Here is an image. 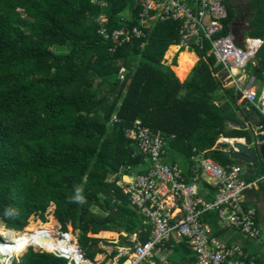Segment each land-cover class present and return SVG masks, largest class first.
<instances>
[{
  "label": "trees",
  "instance_id": "obj_1",
  "mask_svg": "<svg viewBox=\"0 0 264 264\" xmlns=\"http://www.w3.org/2000/svg\"><path fill=\"white\" fill-rule=\"evenodd\" d=\"M106 3L0 0V223L15 231L37 219L31 224L58 229L61 224L65 232L71 225L89 258L107 255L103 264L117 253L106 246L117 244L89 234L125 233L120 245L131 244L135 233L142 242L151 235V227L117 185L130 174L128 167L145 172L147 166L127 130L141 120L167 135L166 150L172 155L194 163L204 153L226 166L236 161L213 149L217 140L245 138L250 143V130L227 126L241 122L238 112L249 119L256 111L250 105L245 113L247 102L237 105L235 89L215 76L222 66L207 55V40L193 45L200 59L189 75L179 65L174 68L181 80L164 63L169 47L179 41L178 22L157 23L146 39L112 50L114 42L100 35L97 19L106 15L111 31L135 26L138 10L134 0ZM242 3L241 10L238 0H224L228 16L223 34L264 41V0ZM257 58L260 64L252 73L264 83V43ZM219 93L227 98L220 106ZM202 219L219 235L216 211ZM172 250L184 264L195 263L187 243ZM14 264L67 261L31 247Z\"/></svg>",
  "mask_w": 264,
  "mask_h": 264
},
{
  "label": "built area",
  "instance_id": "obj_2",
  "mask_svg": "<svg viewBox=\"0 0 264 264\" xmlns=\"http://www.w3.org/2000/svg\"><path fill=\"white\" fill-rule=\"evenodd\" d=\"M91 1L95 5L107 6L106 0ZM134 1L138 10V25L111 31L105 26L109 23L106 15L102 14L97 19L100 35L114 42L112 50L133 39H146L147 32L157 23L178 22L181 25L174 57L183 50L192 49L194 44L207 40L211 44L207 55L213 56L216 65L222 66V70L215 73V76L220 79L225 77V80L234 84L243 101L264 116V85L257 88L256 77L247 72L250 64L255 65L252 59L257 57L264 41L260 38H245L238 43L232 32L223 34L224 20L228 16L224 0ZM144 46L145 42L142 43V47ZM120 79H125V72L120 75ZM126 134L145 156L147 169L145 172H137L128 167L130 174L123 175L117 185L129 198L130 207L137 210L142 215L144 224L151 227V235L146 242H142L138 233L133 234L130 237L131 244L115 247L117 253L109 264H157V251L172 239L188 244L196 257L194 264H258L257 258L246 247L222 240L213 227L203 221L202 216L208 211H216L220 229H233L251 242L260 240L263 234L258 211L247 203L246 194L264 181V174L248 180L240 164L222 166L212 158L203 157L190 180L179 164L164 162L167 135L154 132L144 126L141 120H137ZM229 143L227 138H223L220 144ZM257 144L260 145L258 142ZM203 183L215 189L212 201H207L201 194ZM38 220L40 219L33 222ZM0 227L3 230L0 232V245L5 246L0 248V264L19 262L31 247L36 252L63 258L67 264H103L98 259L99 255L94 259L89 258L73 232L63 231L61 224L58 236L60 245L49 247L29 242L19 251L7 245L16 243L12 234H20L27 227L23 231L6 229L3 225ZM39 236L50 238L48 233H41ZM51 248L54 249L50 250Z\"/></svg>",
  "mask_w": 264,
  "mask_h": 264
},
{
  "label": "crops",
  "instance_id": "obj_3",
  "mask_svg": "<svg viewBox=\"0 0 264 264\" xmlns=\"http://www.w3.org/2000/svg\"><path fill=\"white\" fill-rule=\"evenodd\" d=\"M241 42H243V39H241V41H238V43H241ZM173 46H176V44L175 45H171L169 47L168 51L166 52L165 58H164V63L169 65L171 67V69L175 72V74H177L176 71L174 70V68L178 66V61L180 59L179 56H180V54L182 52H184V50L181 51V53L177 57H174V53H175V51H174L172 53V55L170 56L171 59H170V57L167 58V53L169 52L170 48L173 47ZM185 51H187V50H185ZM193 55L197 59V61L195 63V65H196L200 58H199L198 55H196V52L193 53ZM174 60H176L177 65H174ZM195 65L192 67V69L195 67ZM253 67H255V65L250 64L248 66V68H247V72L250 75H254L252 73V68ZM191 70H188L183 75H185L188 72L190 73ZM189 73H188V75H189ZM183 75L179 76L177 74L176 76L179 78V77H182ZM224 78L225 77H222V81H223L224 87L235 89V92L238 95L237 99L240 102V103L238 102L239 106H241V104H245L244 102H246V101H243V99L241 97V93L238 91V89L235 87V85L230 83L229 81L225 80ZM182 81H184V80H182ZM263 85H264L263 82H260V81L257 80V83H256V87L257 88H260ZM219 97H221V99L216 101V104L218 106L224 104L226 102L225 100H227V98H222L223 97L222 93H219ZM250 107L251 106L247 104L246 109H244V112L248 113L250 111ZM238 118H239V120L241 122H244L245 126L236 127L235 125L232 124L233 122H230V123H228V126H227L229 130H231V129H236V130L246 129V130H250V131L252 130L253 126L255 125V122H253V123L250 122V120L246 118L245 114H243L241 112H238ZM240 123H238V124H240ZM222 139H223V137H221V138H219L217 140V143L215 144L213 149L214 150H218V151H222L224 153L225 150H222V149L225 148V145H227V144H220ZM227 139H229V138H227ZM232 139H235V141H240V142H244V140H245V138H232ZM203 154L204 153H202V155H200V156L194 157L192 159V161L194 163H191L190 161H188L186 159H183V158H182V161L180 160V162H178V160H177L178 156L174 155V154L172 155V153H170V152H168V150H166L165 155H164V162L165 163H177V164H179V166H180L182 172L184 173V175L186 176V178L191 180L194 177L193 176L194 173H196V171H197L196 168L198 166L200 158L204 157ZM226 158L231 159L230 157H226ZM231 160H233V159H231ZM234 161H236V163H234V164H240L238 160H234ZM261 163L264 165V162H261ZM249 165H250V168H247L246 170L243 169L245 171V177L248 180H253V179H256V178L262 176V174H260V171L257 169L258 168L257 165L251 164V163H249ZM262 168H264V167H262ZM146 169H147V167H146ZM201 194L206 198L207 201H212L214 199L215 189H213V187L209 186L208 184L203 183V184H201ZM246 201H247L248 204L253 205L254 207H256V209L258 211L259 225H260V228H261L262 234H263L262 237L260 238V240L255 241V242L248 241L247 239L244 238V236L240 232H237V231H235L233 229H223L222 230V229L219 228L217 230V232L219 234L218 236L222 240H224L226 242L239 243V244L243 245L244 247H246V249L254 257L257 258L258 264H264V181L260 182L259 185L254 190H252V191H250V192H248L246 194ZM119 234L120 233H118L117 240L115 242V244H117V246L120 245V244H118L120 236L121 235L125 236V233H121L120 235ZM238 234L242 235L243 241H245L244 243L240 242V240L237 237ZM97 236H102V235L98 234ZM107 238H109V237H107ZM182 242H184V241L179 240V239H172L169 243L166 244V246H164L160 250H158L157 254H156L157 255L156 256L157 264H184V259H181L179 257V254H175L173 252V250H172L174 245H180ZM251 244H253L252 245L253 249L250 248ZM100 255H105V260H106V258H107L106 254H99V256ZM110 262H111V258L107 259L106 264H109Z\"/></svg>",
  "mask_w": 264,
  "mask_h": 264
},
{
  "label": "bare ground",
  "instance_id": "obj_4",
  "mask_svg": "<svg viewBox=\"0 0 264 264\" xmlns=\"http://www.w3.org/2000/svg\"><path fill=\"white\" fill-rule=\"evenodd\" d=\"M177 48L175 46L171 47L167 58H169L174 51H176ZM197 59L193 55V53H188L187 51L183 52L182 57L178 61V65L181 71H188L191 70L192 67L195 65ZM29 227L32 229L31 232H21L20 234H12V236L16 239L15 244L9 243L7 247L9 248H16L18 251L22 249V247L26 246L29 242H34L37 244H40L42 246H49V247H55V245H60L58 242V236H59V229L56 227H46L41 222L36 223L35 225ZM25 231V230H24ZM0 232H3L2 228L0 227ZM41 233H48L50 238H44L43 236L40 237L39 234ZM98 235V234H96ZM99 235H103L104 237H109L115 239L118 236V233L105 231L101 232ZM70 238H73V235H70ZM5 246H1L0 248L3 249ZM54 248H51L52 250Z\"/></svg>",
  "mask_w": 264,
  "mask_h": 264
},
{
  "label": "water",
  "instance_id": "obj_5",
  "mask_svg": "<svg viewBox=\"0 0 264 264\" xmlns=\"http://www.w3.org/2000/svg\"><path fill=\"white\" fill-rule=\"evenodd\" d=\"M256 67L259 66L260 61L257 57L252 59ZM259 71V70H258ZM250 122H255L252 128L253 139L249 143L234 141V145L229 143L225 146L224 157H230L233 160L244 161L251 164L264 162V116L258 111H252L249 118ZM236 127L245 126L244 124L232 123ZM256 133V134H255ZM260 143L259 144H257Z\"/></svg>",
  "mask_w": 264,
  "mask_h": 264
},
{
  "label": "rangeland",
  "instance_id": "obj_6",
  "mask_svg": "<svg viewBox=\"0 0 264 264\" xmlns=\"http://www.w3.org/2000/svg\"><path fill=\"white\" fill-rule=\"evenodd\" d=\"M237 1V0H236ZM242 1H244V0H238V6L240 5V4H242V5H245V3H242ZM239 8L242 10V9H244V8H241L240 6H239ZM247 19V13L246 12H244V17H243V22L245 21ZM244 26H245V22H244ZM241 39H242V37L240 36L239 37V39H238V41H241ZM185 52V51H184ZM187 52L188 53H195V51H193V50H191V49H189V50H187ZM168 54V53H167ZM196 55H197V53H196ZM182 56V53L180 54V57ZM170 59H171V57H170ZM180 79V78H179ZM181 80V79H180ZM185 80V79H184ZM238 96V95H237ZM238 102H239V100L237 99V102H236V104H238ZM240 103V102H239ZM239 105V104H238ZM242 105V104H241ZM242 106H244V105H242ZM241 107V106H240ZM240 124H244V122H241ZM245 125V124H244ZM178 156V158H177V160H178V162H180V160L182 161V156L181 155H177ZM239 163L242 165V167H243V169L244 170H246L247 168H250V165H249V163L248 162H244V161H239ZM258 170L260 171V174H262L263 175V164L262 163H258ZM137 168H140V167H137ZM95 211L96 212H98V209H95ZM0 225H2L1 223H0ZM32 225H35V224H32ZM44 225V224H43ZM31 226V225H30ZM68 230L69 231H72L73 232V234H74V236L78 239V237H79V232L78 231H73V228H72V226L71 225H69L68 226ZM31 232L32 231V229L28 226L27 227V229L24 231V232ZM121 234V233H120ZM119 234V235H120ZM89 236L90 237H97V238H101V239H106V240H108L109 242H111V243H115L116 242V240H117V237L115 238V239H112V238H107V237H104L103 235L102 236H97V235H95V234H89ZM238 239L240 240V242H242V243H244L245 241H243V238H242V235L241 234H238ZM119 241H120V238H119ZM253 244H251V247L250 248H252L253 249V246H252ZM25 247H23L22 249H24ZM21 249V250H22ZM106 249H108V251H112L113 249H115V246H112V245H110V246H106ZM178 257V256H177ZM98 259L100 260V261H102L103 263H104V261H105V255H100V256H98Z\"/></svg>",
  "mask_w": 264,
  "mask_h": 264
},
{
  "label": "clouds",
  "instance_id": "obj_7",
  "mask_svg": "<svg viewBox=\"0 0 264 264\" xmlns=\"http://www.w3.org/2000/svg\"><path fill=\"white\" fill-rule=\"evenodd\" d=\"M257 43H259V41H257Z\"/></svg>",
  "mask_w": 264,
  "mask_h": 264
}]
</instances>
